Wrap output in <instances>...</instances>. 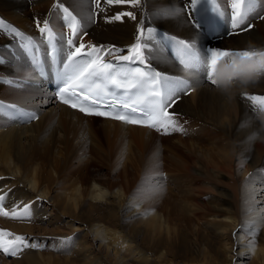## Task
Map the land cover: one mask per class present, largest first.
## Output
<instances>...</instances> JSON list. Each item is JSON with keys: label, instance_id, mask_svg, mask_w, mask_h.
I'll list each match as a JSON object with an SVG mask.
<instances>
[{"label": "bare ground", "instance_id": "6f19581e", "mask_svg": "<svg viewBox=\"0 0 264 264\" xmlns=\"http://www.w3.org/2000/svg\"><path fill=\"white\" fill-rule=\"evenodd\" d=\"M237 2L241 3L242 13L248 11L249 7L253 10L248 11L244 24L233 28V4ZM214 5L219 11L208 9ZM61 8H68L79 18L81 35L91 42L92 46L104 51L114 48L116 54L128 55L129 49L139 40L143 46L144 62L155 64L167 78L179 77L189 82L186 90L192 88L190 97L184 96L183 91L176 93L179 99L172 108V115L176 122H182V116L177 113L184 112L196 119L202 118L222 130L227 143L221 147L217 146L219 149L209 153L206 151V156L201 157L213 170L224 171L227 176L236 179L233 193L241 196V202L236 201L235 204L242 213L240 219L234 222L233 230L242 224L252 231V234L256 233L255 230L264 234V109L250 99L253 96L264 97V78L246 90L237 91L228 101L215 91V85L206 81L203 74L195 73L191 69L182 70L161 45L163 38L172 36L187 39L200 48L211 46L231 54L250 50V47L264 49V0H254V3L252 0H139L135 5L131 0L113 5H108L106 0H100L99 7L97 0H0V21L11 22L31 33L40 31L44 22L55 30L62 31ZM221 11L224 13L222 16L219 14ZM126 12H131L135 19L122 15ZM209 13L217 14L227 25L223 34L213 39L200 33L196 26L200 18ZM118 15L122 16L121 20L114 19ZM79 40L82 43V40ZM13 45L14 42L5 34L0 36V52L6 58L5 63L0 64V76L25 77L31 80L32 72L26 62L10 55L9 51ZM43 89L46 90L45 101L39 86L25 85L13 88L0 83V99L22 103L39 116L36 122L18 126L0 113V194L10 190L12 186L10 200L13 204H17V207L26 205L25 207L33 208L35 212L39 210L38 202H44L45 208L41 210L42 222L46 226L54 227L57 220L50 216L47 206L56 204L58 198L63 200L59 191L66 189L63 185L56 196L52 194L58 184L56 173L60 163L58 150L53 147L57 140L56 135L60 133L59 136H70L78 131L89 130L91 134L99 133L107 139L118 141L131 138L143 143L146 134L155 135V131L114 120L84 116L57 103L52 92L45 87ZM209 130L211 129L203 128L198 132ZM45 159L49 160V164H53V170L50 172L43 167ZM46 186L49 193L52 192L50 196L45 193ZM69 205L70 203L68 208ZM24 208H18L17 213H23ZM70 209H73V205ZM21 217L23 216L18 215L17 219ZM65 223L70 222L66 219ZM10 226L22 233L33 231L24 223ZM99 232L101 231L96 229V235L101 238ZM238 238L241 240V236ZM254 240V235H247L246 247L241 244L243 240L237 243L242 246L237 251L240 258L238 264L248 263L245 259L250 260L253 252L256 254ZM85 247L87 246L82 244L77 249ZM261 251H257L260 261L254 262L255 264H264L261 255L264 249ZM29 260L33 261V256ZM35 262L37 263L36 260Z\"/></svg>", "mask_w": 264, "mask_h": 264}, {"label": "rangeland", "instance_id": "374dc122", "mask_svg": "<svg viewBox=\"0 0 264 264\" xmlns=\"http://www.w3.org/2000/svg\"><path fill=\"white\" fill-rule=\"evenodd\" d=\"M79 39L91 45L84 36ZM39 88L45 101L46 90ZM177 114L182 116L177 126L183 131L175 130L169 136L146 134L143 143L131 138L107 139L89 130L56 135L58 184L53 193L46 186L45 193L56 196L66 187L59 191L63 200L58 198L56 204L47 206L57 223L50 227L42 222L44 202H38L36 212L28 207L29 216L14 219L12 213L26 205L13 204L10 186L0 194L6 202L0 213V232L11 234L0 236V245L10 246L11 254L19 236L28 246L21 245L8 259L0 255V264H238L237 251L241 244L247 246V235L255 236L256 254L245 259L246 264L260 261L257 251L264 249V234L258 230L252 234L242 224L233 230L242 213L235 204L241 202V196L233 193L236 179L213 170L201 157L227 143L222 130L202 118ZM203 128L211 130L198 132ZM43 165L49 172L53 170L48 159ZM18 223L34 232L22 233L10 226ZM33 244L38 246L33 248ZM82 244L87 247L77 249ZM261 255L264 258V251Z\"/></svg>", "mask_w": 264, "mask_h": 264}, {"label": "snow or ice", "instance_id": "6c2138e0", "mask_svg": "<svg viewBox=\"0 0 264 264\" xmlns=\"http://www.w3.org/2000/svg\"><path fill=\"white\" fill-rule=\"evenodd\" d=\"M126 0H106L108 5L122 4ZM139 0H131L133 5L137 4ZM254 3V0H252ZM100 6V0H97V7ZM235 10L231 18L233 28H237L239 25L245 23L248 18V11L253 9L249 7L248 11L243 13L240 11L241 3L237 2L233 4ZM214 10L219 11L214 5ZM67 11V9H65ZM219 14L222 16L224 13L221 11ZM122 15L135 19V16L131 12L123 13ZM70 23L69 27L72 29V36L69 37L67 43L72 46L74 44V37L78 31L79 22L75 17L69 13ZM115 20H121L122 16L118 15ZM3 22L0 21V26ZM41 33H47L49 41L53 39V33L49 28L47 22L43 23V27L40 28ZM11 32L17 36L21 35L15 28L11 29ZM143 30L141 29V36ZM28 43L25 47H29L32 44L30 38H26ZM185 49H190V45L184 44ZM85 47H89L91 50L85 55L88 57L83 63L72 65L71 74L67 76L65 87L62 90L61 99L65 104H70L71 107H79L81 112H87L88 114L110 117L116 120H121L128 124L146 125L148 127L156 128L158 131L163 130L165 133L169 129L183 131L182 128L177 126L175 119L170 116L166 110L167 104L173 99V96L179 90L172 88L167 94L160 90L161 77L159 74H150L141 68H133L131 70L117 67L116 64L111 62H104L101 56L100 50L92 45H84L80 43L78 47H75V51L69 54V61L72 62L73 58L79 56ZM142 44L139 40L129 49L128 55L116 54V50L113 48L106 53L109 56H114L118 62H133L139 61L144 63V54L142 50ZM250 52H243L242 55H251ZM231 53L226 51H211L210 55V70L213 76L215 66L217 62ZM195 60L198 63H205L201 60L199 55H195ZM181 63L185 69L193 67L191 60L182 59ZM12 83V81H8ZM186 83V82H180ZM212 83L215 81L212 79ZM123 90V97L118 96L117 93ZM135 90V93H133ZM71 93L72 97L77 100L81 98L83 101L88 102L87 106L82 104L78 105L71 99L64 97V93ZM250 99L256 101L261 109H264V97H250ZM3 197H0V203H2ZM8 215L7 212L3 213ZM14 217L22 215L27 217L30 215L29 208L25 207L23 213L13 212ZM10 235V233L0 232V236ZM15 247L11 249L12 254L15 255L21 245L27 247L23 237L17 236L15 238ZM3 246V245H0ZM31 247L35 248L37 245L33 244ZM5 252L9 251L7 246H3Z\"/></svg>", "mask_w": 264, "mask_h": 264}, {"label": "clouds", "instance_id": "9594fccd", "mask_svg": "<svg viewBox=\"0 0 264 264\" xmlns=\"http://www.w3.org/2000/svg\"><path fill=\"white\" fill-rule=\"evenodd\" d=\"M243 52L251 55L244 56ZM220 59L212 76L215 91L230 101L237 91H243L264 78V49L251 48Z\"/></svg>", "mask_w": 264, "mask_h": 264}]
</instances>
